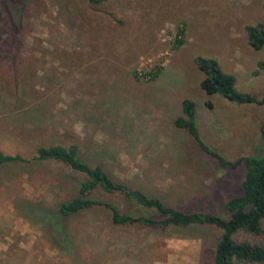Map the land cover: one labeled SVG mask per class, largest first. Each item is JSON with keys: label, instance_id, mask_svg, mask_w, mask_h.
<instances>
[{"label": "rangeland", "instance_id": "1", "mask_svg": "<svg viewBox=\"0 0 264 264\" xmlns=\"http://www.w3.org/2000/svg\"><path fill=\"white\" fill-rule=\"evenodd\" d=\"M22 12L12 48L9 6L0 0L5 153L32 157L39 146L79 144L91 164L170 204L230 217L225 205L243 191L245 164L221 168L175 119L193 99L209 147L231 160L264 154V105L208 94L196 62L216 59L237 90L263 96L264 47L250 45L245 32L264 23L263 0H26ZM157 68L156 79L144 77ZM62 188L54 167L0 170V264H216V226L120 227L104 213L74 219L57 247L43 215Z\"/></svg>", "mask_w": 264, "mask_h": 264}, {"label": "trees", "instance_id": "2", "mask_svg": "<svg viewBox=\"0 0 264 264\" xmlns=\"http://www.w3.org/2000/svg\"><path fill=\"white\" fill-rule=\"evenodd\" d=\"M25 1L7 0L14 30V36L9 40L12 48L19 45L16 38L21 28ZM88 1L98 6L105 0ZM245 32L250 45L256 49L264 47V23L249 24ZM179 33L184 34V29L181 28ZM183 42L184 39H177V45ZM14 54L11 49L12 58ZM196 62L204 74L201 87L208 94H220L240 104L264 105V95L257 97L237 90L235 75L224 72L216 59L198 56ZM159 69L148 73L152 80L158 77ZM260 70L264 71V60L258 62L257 72ZM196 105L193 99L185 98L182 113L175 119V126L188 131L204 152L218 160L221 168L233 170L241 164L246 167L242 193L230 198L225 205L230 214L228 218L210 211H186L170 204L165 195L149 192L144 186L118 178L102 163L91 164L81 154L79 144L69 147L62 144L39 146L32 157L5 153L0 148V170L17 163L58 170L64 194L51 207L45 208L43 215L50 230V240L57 247L61 248L68 242L67 229L74 219L104 213L112 225L120 227L186 229L193 225L216 226L223 232L215 249L216 264H264V154L231 160L209 147L202 139L196 123ZM208 105L211 106V103L208 102ZM260 133L264 141V122L260 126ZM122 202L128 206L136 205V208L145 209L150 214L128 211ZM153 213L158 216L151 215Z\"/></svg>", "mask_w": 264, "mask_h": 264}, {"label": "built area", "instance_id": "3", "mask_svg": "<svg viewBox=\"0 0 264 264\" xmlns=\"http://www.w3.org/2000/svg\"><path fill=\"white\" fill-rule=\"evenodd\" d=\"M147 73H149V72L144 73V77H150V75L147 74ZM139 74H140V73H139Z\"/></svg>", "mask_w": 264, "mask_h": 264}]
</instances>
